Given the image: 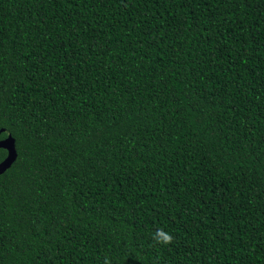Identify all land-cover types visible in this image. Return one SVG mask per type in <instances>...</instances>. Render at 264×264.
Instances as JSON below:
<instances>
[{
    "label": "trees",
    "instance_id": "obj_1",
    "mask_svg": "<svg viewBox=\"0 0 264 264\" xmlns=\"http://www.w3.org/2000/svg\"><path fill=\"white\" fill-rule=\"evenodd\" d=\"M8 134L0 264H264V0H0Z\"/></svg>",
    "mask_w": 264,
    "mask_h": 264
},
{
    "label": "water",
    "instance_id": "obj_2",
    "mask_svg": "<svg viewBox=\"0 0 264 264\" xmlns=\"http://www.w3.org/2000/svg\"><path fill=\"white\" fill-rule=\"evenodd\" d=\"M0 148L7 150L6 157L0 162V173L3 172L16 158L14 138L8 134L5 138L0 139Z\"/></svg>",
    "mask_w": 264,
    "mask_h": 264
},
{
    "label": "clouds",
    "instance_id": "obj_3",
    "mask_svg": "<svg viewBox=\"0 0 264 264\" xmlns=\"http://www.w3.org/2000/svg\"><path fill=\"white\" fill-rule=\"evenodd\" d=\"M0 139H3V138H0ZM151 239L153 243L157 246L159 245L167 246L173 242L174 237L170 232H168L164 228H157L156 231L152 233ZM103 264H112L111 259L106 256L104 258Z\"/></svg>",
    "mask_w": 264,
    "mask_h": 264
}]
</instances>
